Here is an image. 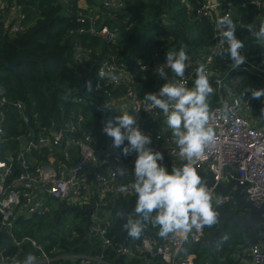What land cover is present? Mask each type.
<instances>
[{"label":"trees","instance_id":"trees-1","mask_svg":"<svg viewBox=\"0 0 264 264\" xmlns=\"http://www.w3.org/2000/svg\"><path fill=\"white\" fill-rule=\"evenodd\" d=\"M79 1L66 0L63 4L61 0H0V159L5 154L15 155L18 152L23 140L17 136L29 133L25 137L35 138L42 127L57 121L63 111L78 108L79 105L72 100L74 97L90 98L86 82H93L100 61L108 59L133 71L135 59L147 57L160 48L169 52L179 51L183 46L187 53L202 54L210 45L213 25L206 18L194 16L196 0H123L120 6L114 8L104 7L100 0H82L88 6L94 4L97 7L92 25L84 17ZM225 1L228 0H220L221 4ZM230 1L234 4L231 16L237 24L235 34L244 42L241 52L246 57V63L239 70H230L228 76L241 77V92L251 99V113L260 116L262 121L264 97L253 99L246 91L264 87V72L253 69L254 66L264 68L257 56L264 51V44L258 43L248 31L253 28L252 24L257 25L255 18L258 10L243 0ZM11 4L19 7L21 15L16 31L7 27L6 14ZM262 11L264 15V8ZM219 16H223L222 9ZM101 25L116 32L114 41L96 33ZM75 44L80 49L89 50L84 57L77 56ZM11 62L14 64L9 67ZM230 63L228 58L216 59L209 68V80L228 71ZM194 79L195 74L188 80L189 88L193 87ZM156 81L151 72H136L133 77L135 92L142 98L147 92L158 93ZM94 101L102 105L103 112L90 105L81 107L84 122L80 125L84 132L94 135L98 145L105 141L98 132L103 126L100 118L103 116L105 121L118 116L111 113V109L122 103L102 98H94ZM106 102L113 108H104ZM215 102V95L212 94L210 105ZM15 103H20L22 110L18 111ZM22 114L26 116L25 122ZM117 151L120 153L119 149ZM48 153L46 148H41L31 150L29 154L40 160L45 159ZM121 156L123 162L129 161L130 155ZM104 168L105 165L86 166L84 170L88 177H92L95 172L103 173ZM17 169V162L13 161L12 170ZM121 179V176L117 177L120 183ZM135 198L133 191L129 196H110L104 205L96 207L111 214L106 219L98 215V222L105 227L110 240L106 246L101 245L99 235L90 232L91 221L85 206L61 203L54 210L32 218L14 215L9 225H0V264H11L13 258L22 260L29 253L37 257L39 264H84L85 261L90 264H167L159 256L145 252L137 251L132 255L116 252V248L124 243L139 244L144 236L160 238L159 228L152 225L146 226L139 239L127 237L119 219L121 214L115 206L126 208L124 219L126 216L133 217ZM230 207L242 211L232 202L221 209L226 211ZM216 224L206 226L203 237L184 250V254L194 255L195 264L209 260L204 259L207 255L216 258L214 261L224 257L228 263L236 264L232 252L242 243L244 236V239L254 236L255 229L251 226L240 230V227L228 229L225 225L224 233L215 234L208 242L206 238ZM44 257L47 261L43 260Z\"/></svg>","mask_w":264,"mask_h":264},{"label":"built area","instance_id":"built-area-1","mask_svg":"<svg viewBox=\"0 0 264 264\" xmlns=\"http://www.w3.org/2000/svg\"><path fill=\"white\" fill-rule=\"evenodd\" d=\"M65 1L66 0H61ZM123 0H100L106 8L118 7ZM245 4H250L258 10L253 28H258L260 23H264L263 0H243ZM4 6V4H3ZM84 10V17L89 24L94 23V13L96 6L84 3L80 6ZM19 7L11 4L6 14L7 27L11 31L18 29L16 23L21 16ZM222 9L223 15L234 13V4L228 0L221 4L220 0H196L193 7L195 17L208 19L213 27L210 35V45L202 54H190L189 67L185 71V81L195 74L196 66L206 63L208 70L214 61L219 57L218 52V32L216 30V19ZM249 27V26H247ZM90 30H93L90 28ZM82 31V29H79ZM96 33L112 41L115 40L116 32H111L104 25L97 29ZM77 56L84 57L88 49H80L75 44ZM168 50L162 48L150 53L147 57L137 58L133 61L134 70L128 69L124 64H115L104 59L100 61L95 69L93 80V90L87 100L82 97H74L78 108H70L63 111L57 121H51L48 126L42 127L35 138H27L26 135H19L22 144L18 152L5 154L0 159V225H9L14 215L23 218H32L43 215L54 210L58 204H66L78 207H90L96 209L97 206L104 205L98 201H91L97 190L108 191L110 196L132 194L131 184L133 182L132 171L134 170V160L136 153L133 152L128 162L122 161L121 154L112 149V139L107 136L101 126L99 134L104 136L105 141L96 145L94 135L84 132L81 129V122H84V114L81 107L93 106L99 112H103L102 107L94 101V98L106 100L108 102H121L111 109V113L120 115V112L128 111L137 117L140 129L151 137L150 147L160 151L163 160L158 161L171 170L173 165L180 166L183 161L179 155V149L175 145L171 130L166 124V117L159 109H154L152 113L146 111L144 100L135 92L133 77L136 72H151L156 77V86L165 82L155 72L158 65L165 63V54ZM260 64H264V51L257 54ZM254 70L264 72V68L257 66ZM170 76H174L170 69L167 70ZM230 69L223 75L214 76L210 83L214 89L216 102L210 105L211 118L210 126L216 131V144L214 147L205 150V154L199 158L195 167L198 172H203L211 176L212 184L208 185L212 191L214 199L219 198L224 205L234 199L230 189L224 194L215 192V186L225 185L233 180L241 186L242 198L248 201L255 209H260V215L264 217V119L254 116L251 113V99L241 92V77L228 76ZM99 87H96V85ZM18 111L22 110L20 103L14 104ZM102 106V105H101ZM2 114L0 111V119ZM104 117L100 118L103 125ZM113 122L115 123L114 118ZM22 120L26 121V116L22 114ZM127 140H125V145ZM46 148L49 153L45 159H35L29 153L31 150ZM17 162L18 169L12 170V162ZM113 163V165H112ZM105 165L104 172H95L92 177L85 174V167H101ZM117 168H126L123 176L117 173ZM13 172V177H12ZM121 176L122 183L117 180ZM121 185L128 187L127 193H121L118 188ZM36 191L39 192L35 193ZM106 203V202H105ZM92 205V206H91ZM90 232L99 235L102 246L110 244L106 236V229L99 224V217L93 211L90 214ZM263 233L256 229V236ZM203 237V231L197 232L195 229L188 234L187 239L179 235H169L167 238H153L144 236L139 244L124 243L116 248L118 254L132 255L135 252H145L149 255H157L167 264H195L193 254H184L182 249L198 242ZM241 245V244H239ZM246 259L236 258V264H264V244L255 241L248 244L243 250ZM46 260V257L43 258ZM97 262L99 261L96 259ZM84 264H90L85 261ZM197 264H230L226 258L221 257L216 261H202Z\"/></svg>","mask_w":264,"mask_h":264},{"label":"clouds","instance_id":"clouds-1","mask_svg":"<svg viewBox=\"0 0 264 264\" xmlns=\"http://www.w3.org/2000/svg\"><path fill=\"white\" fill-rule=\"evenodd\" d=\"M216 30L219 57L231 60L230 70H239L246 63V57L241 52L244 42L235 34L237 24L232 16L224 14L217 17ZM248 31L258 43L264 44V23L255 29L250 27ZM188 60L183 46L179 51L167 52L165 63L155 69L165 82L158 93L147 92L143 97L146 111L152 113L154 109H159L166 117V124L183 161L180 166L173 165L169 171L162 163H158L163 160L162 153L150 147L151 137L140 129L137 117L132 113L120 112L114 117L115 123L112 118L103 121L102 131L112 139L113 151L119 149L125 157L136 153L132 171L134 180L131 184L136 195L135 215L126 216L123 223V230L131 239L141 238L147 225L158 227L161 238L171 234L187 239L193 229L202 232L206 226L215 225L219 217L218 207L223 206L219 198L214 199L205 179L194 166L205 150L216 144V131L209 123L212 115L210 97L214 89L209 80L208 67L203 62L195 68L193 87H187L184 77L189 67ZM168 69L174 76L169 75ZM86 87L91 92L93 82L87 81ZM246 91L251 93L253 99L264 97V87ZM104 108L113 106L106 102ZM116 170L121 176L127 171L126 168ZM128 190L125 185L118 188L121 193H127ZM255 233L256 230L254 236ZM11 264L39 262L35 255L29 253L22 260L13 258Z\"/></svg>","mask_w":264,"mask_h":264},{"label":"water","instance_id":"water-1","mask_svg":"<svg viewBox=\"0 0 264 264\" xmlns=\"http://www.w3.org/2000/svg\"><path fill=\"white\" fill-rule=\"evenodd\" d=\"M14 62H11L8 64L9 67H12ZM199 175H201L207 185L212 184L211 176L208 174H205L203 172H198ZM241 186L237 184L235 181L230 180L228 181L225 185H216L215 190L218 191L219 194H224L227 191L231 190V193L233 195L234 202L239 208L244 210L246 212V215H242L241 213H238L237 209H230L228 212H224L221 207H218V223L216 228L212 229L210 235L206 238L208 242H210L214 235L217 233H220L222 230V225L225 222L226 218H233V220H239L241 221V226H253L256 225L257 229H260L262 231L261 236H251L248 239H243V244L239 247V250H243L248 244L252 243L253 241H260L261 243L264 244V217L260 215V209H255L248 201L242 198L241 192H240ZM117 209L119 210L121 216L120 220L122 222V226L124 223V213L126 208H121L119 205L116 206ZM86 211H91L90 208H87Z\"/></svg>","mask_w":264,"mask_h":264},{"label":"crops","instance_id":"crops-1","mask_svg":"<svg viewBox=\"0 0 264 264\" xmlns=\"http://www.w3.org/2000/svg\"><path fill=\"white\" fill-rule=\"evenodd\" d=\"M79 3H81L82 5L85 3V2H83L82 0H80L79 1ZM35 193H38L39 194V192L38 191H36ZM109 198H110V195L108 194V191L106 192L105 190H101V189H99V190H97V192H95V194H94V196L91 198V201L92 202H96V201H98L99 203H101V204H104L105 202H107V200H109ZM135 200H136V198H135ZM110 207H114V205H110ZM116 207V206H115ZM56 208V207H55ZM87 208H90V207H85V211H86V209ZM117 208V207H116ZM122 208V207H121ZM91 209V208H90ZM230 209H232V207H230L228 210H226V212H228ZM97 212L98 210H97V208L96 209H91V211L89 212V211H87V215L90 217V214L92 213V212ZM111 216V214H109V211L107 212V210H106V214L103 216V217H101V216H99L101 219H106V218H108V217H110ZM227 219V218H226ZM226 225H228V221H226ZM245 228V226H243V227H240V230H243ZM208 237V236H207ZM243 237V236H242ZM244 238H246L245 236H244ZM244 238H242L241 239V242H242V244H243V239ZM241 244V245H242ZM241 245H238L237 247H236V249L232 252V257L234 258V259H236L235 257H238V259L239 260H243V259H246V256L244 255V253L242 252L241 253V251H238V249H239V247L241 246ZM191 246V245H190ZM190 246H185L183 249H182V251H183V253H185V251L184 250H186V248L187 247H190ZM187 255V254H186ZM216 259V258H215ZM215 259H212V260H205V261H214ZM194 262V261H193Z\"/></svg>","mask_w":264,"mask_h":264},{"label":"flooded vegetation","instance_id":"flooded-vegetation-1","mask_svg":"<svg viewBox=\"0 0 264 264\" xmlns=\"http://www.w3.org/2000/svg\"><path fill=\"white\" fill-rule=\"evenodd\" d=\"M237 207V206H236ZM238 209H239V207H237ZM239 210H242L241 208L239 209ZM224 212H226V211H224ZM238 213H241L242 215H246V212L244 211V210H242V211H237ZM226 221H228V229H233V227H236V228H238V227H242L241 226V221H239V220H233V218L231 217V218H229V219H226L225 220V222L223 223V225H222V230H221V234H223L224 233V227H225V225H226ZM217 223H218V221H217ZM217 225V224H216ZM252 229V228H251Z\"/></svg>","mask_w":264,"mask_h":264},{"label":"rangeland","instance_id":"rangeland-1","mask_svg":"<svg viewBox=\"0 0 264 264\" xmlns=\"http://www.w3.org/2000/svg\"><path fill=\"white\" fill-rule=\"evenodd\" d=\"M63 4L65 3V1H61ZM79 4V6H81V3H78ZM97 215H99V216H101V217H103L105 214H106V210L105 209H100V210H98L97 212H95ZM251 227H253L255 230L257 229V226L256 225H253V226H251ZM254 230V231H255ZM204 259H209V260H211L212 259V257L210 256V255H207V257L206 258H204Z\"/></svg>","mask_w":264,"mask_h":264}]
</instances>
